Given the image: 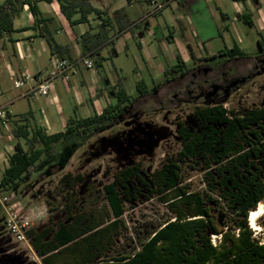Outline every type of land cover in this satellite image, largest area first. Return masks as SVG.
Wrapping results in <instances>:
<instances>
[{
  "label": "trees",
  "instance_id": "16d2710c",
  "mask_svg": "<svg viewBox=\"0 0 264 264\" xmlns=\"http://www.w3.org/2000/svg\"><path fill=\"white\" fill-rule=\"evenodd\" d=\"M53 1L58 2L60 12L73 24L86 22L90 14H100L91 0H4L0 4V37L14 32L12 20L23 5L28 6L34 24L42 25L44 31L47 20L41 16L37 4ZM75 14L78 18L72 20ZM94 36L86 32L81 37L83 46H87ZM45 39L51 53L63 58V48L48 36ZM258 45L262 46L260 40ZM247 56L233 47L220 51L213 58L234 60ZM186 72L184 63L177 58V63L165 71V81H170V73L181 76ZM136 89L142 97L151 91L142 82L136 84ZM114 98L116 103L105 107L100 114L70 120L63 132L46 135L40 129L28 131L26 125L15 127L13 134L25 141L26 149L15 144L0 179V193L11 191L25 181L42 156L52 158L55 155L53 145L74 139L85 141L92 127L118 123L124 106L134 100L120 84ZM231 113L228 116L220 104L198 109L196 118L201 128L192 132L184 126L179 127L182 147L176 156L165 158L153 173L142 172L140 164L120 169L111 182L103 186L109 207L106 217L70 216L71 222L59 225L53 238L59 245L79 238L67 250L80 256V264H264V243L253 237V230L248 225L249 211L264 200V106ZM64 151L68 159L76 146H67ZM67 159L60 166H64ZM189 161L204 164L203 180L210 194L207 190H189L181 174V165ZM80 179V175L73 177L66 173L58 183L69 191ZM215 190L220 192L219 199L224 200V205L211 196ZM141 198L145 201L157 198L167 206L171 219L153 231L132 253L111 254L114 237L120 234L124 204ZM212 206L220 210L218 218L212 215ZM111 216L113 220H110ZM50 231L45 228L37 234L30 230L27 233L42 264H48L44 255L55 249L49 240L45 241ZM211 235H220L216 245L212 244Z\"/></svg>",
  "mask_w": 264,
  "mask_h": 264
},
{
  "label": "crops",
  "instance_id": "0c3cea01",
  "mask_svg": "<svg viewBox=\"0 0 264 264\" xmlns=\"http://www.w3.org/2000/svg\"><path fill=\"white\" fill-rule=\"evenodd\" d=\"M3 2L0 0V4ZM91 4L100 14H90L86 22L73 24L60 12L58 2H39L38 10L47 20L44 31L42 25L34 24L28 6L23 5L12 20L14 32L0 37V76L6 72L12 84L24 73L33 77L21 88L13 86L18 91L9 96L0 90V108L8 113V122L3 125L0 121V179L15 144L26 149L25 141L14 136L15 127L26 125L28 131L40 129L52 135L63 132L72 119L100 114L116 103L114 92L119 84L126 91L123 74L135 76V87L138 82L146 86L144 77L139 79L140 72L145 71L146 80L155 88L156 82L173 83L188 73L191 78L202 74L210 79L220 69L212 65L217 61L213 57L224 49L237 47L248 54L244 59L264 56V0H182L156 12L151 10L149 0H91ZM77 18L78 14L72 16V20ZM86 32L95 35L87 42L88 48L81 42ZM45 36L63 48V58L74 63L67 80L50 78L53 56L57 54L51 53ZM256 53L261 56H255ZM177 58L187 72L165 81V71L177 63ZM84 59L92 60L94 68L86 69L82 65ZM244 59H227L226 64ZM202 63L205 65L201 66ZM191 64L199 68L188 71ZM49 80L47 96L34 92L40 83ZM27 181L26 178L16 187L19 195L14 202L32 219L30 232L51 230L45 241L49 240L55 249L44 255L47 263L80 264V256L67 250L79 238L65 245H59L53 238L59 225H68L71 217L66 216L67 222L52 223L51 198L48 201L41 198L38 188L42 178L33 184H26ZM53 200L58 201V197ZM113 219L111 216L110 220ZM37 223H41L40 228H35Z\"/></svg>",
  "mask_w": 264,
  "mask_h": 264
},
{
  "label": "rangeland",
  "instance_id": "374dc122",
  "mask_svg": "<svg viewBox=\"0 0 264 264\" xmlns=\"http://www.w3.org/2000/svg\"><path fill=\"white\" fill-rule=\"evenodd\" d=\"M260 54L254 55L261 56ZM227 59L217 58V61L213 62L212 65L220 69L215 72L217 75L214 73L213 76H209L210 80L217 78L216 76H223V79L228 78L227 82L234 77L238 79L244 77V81L227 95L221 94L212 100L210 104H206L201 97H195L196 93L188 95L185 90L192 88L191 81L197 82L203 79L202 74L191 78L192 75L188 73L185 78L173 83L159 85L162 83L159 81L154 88L153 84L146 80V72L142 71L139 79L144 77L147 89L151 90L143 97L135 87V76L131 73L123 74L126 92L134 102L124 106V113L119 122L110 126L102 124L99 128L92 127L85 141L74 139L53 145L55 155L50 159L42 156L27 177L26 184H33L42 178L43 183L39 184L38 188L39 192H42L41 198L45 201L51 198L49 206L52 210L50 215L52 223L67 222L69 220L66 216L81 214H85L86 217L87 214H91L95 218H105L109 213V207L103 186L110 183L113 175L120 169L140 164L142 172L153 173L160 168L165 158L176 156L182 147L178 138L179 127L184 126L192 132H198L201 128L196 119L198 109L220 104L227 111L228 116H231V112L237 114L264 106L262 63L244 59L226 64ZM200 65L203 66L205 63ZM196 68L199 66L193 64L187 67L188 71ZM231 73L235 74L231 77ZM174 77L176 76L170 73V81L174 80ZM0 90L4 91L6 96L18 91L13 88L12 80L6 72L0 76ZM173 94H177V97L172 98ZM67 146H76V151L63 170L60 164L67 159L64 151ZM66 173L73 177L81 176L80 181L74 182L69 191L57 182L58 176ZM204 173V164L200 161H189L181 165V174L189 190L199 192L207 190L206 192L210 194L203 180ZM18 190L13 188L11 191L2 192L0 199L3 196L17 199ZM219 195L220 192L215 190L211 196L219 199ZM57 197L58 201H52V198ZM219 200L224 205V200ZM260 203L264 207V200ZM60 206L62 209L59 210ZM211 208L214 218H218L220 210L213 206ZM124 209L122 225L119 228L120 234L114 237L111 247V254L117 256L128 255L137 250L153 231L172 217L167 206L157 198L148 201L141 198L132 203H125ZM4 218V209L0 204V264H41L29 239L27 242H16L6 230ZM257 225L258 230H253V237L258 242L264 243V213L258 219ZM34 226L40 228L41 223Z\"/></svg>",
  "mask_w": 264,
  "mask_h": 264
},
{
  "label": "built area",
  "instance_id": "2783aa9c",
  "mask_svg": "<svg viewBox=\"0 0 264 264\" xmlns=\"http://www.w3.org/2000/svg\"><path fill=\"white\" fill-rule=\"evenodd\" d=\"M182 0H149L151 5V10L153 12L163 10L172 4H179ZM82 65L86 69H93L94 62L90 59H84ZM74 67V63L65 58H58L57 56H53L50 78L53 79L55 77H60L64 80L68 79V72L72 71ZM27 80H33V77L28 73H24L21 77L17 78L13 82V86L15 88H21L25 85ZM50 80L44 81L40 83L35 93L40 96H47L50 90ZM0 121L1 124L5 125L8 122V113L5 109L0 108ZM0 204L4 209L5 218L4 225L8 233L15 239L16 242H27V233L31 230L33 221L30 217H28L14 202V199L3 196L0 199ZM217 239V241H216ZM220 240V235H211V242L213 245Z\"/></svg>",
  "mask_w": 264,
  "mask_h": 264
},
{
  "label": "flooded vegetation",
  "instance_id": "af4514ba",
  "mask_svg": "<svg viewBox=\"0 0 264 264\" xmlns=\"http://www.w3.org/2000/svg\"><path fill=\"white\" fill-rule=\"evenodd\" d=\"M253 61H255L254 63L261 62L263 67H264V56L258 57V58L256 57V58L253 59ZM233 74H235V73H231L230 76L232 77ZM206 75H207V73H205V77H206ZM216 75H217V73H216ZM236 75L238 76V74H236ZM216 77L217 78H215L213 80L212 79L210 80V79L203 78V79H201L200 81H197V82L191 81L190 84L192 85V88L191 89L187 88L185 90L187 91L188 95H190L191 93L192 94L196 93L195 97H201L203 99V101L206 102L207 100H211L212 101V100L218 98L221 94L222 95L223 94L227 95L229 92H231L232 90L237 88V86L240 84V82L244 81V77H243V79H238V78L234 77L233 80H230L229 82H227L228 78L227 79H223V76L222 77L216 76ZM238 77H240V76H238ZM200 82H202V83L200 84ZM233 82H238V84L236 86L226 90V87L228 85H230L231 83H233ZM213 87H217L218 89L216 90V92L214 94H212V95H210L208 97V94L210 92H212ZM176 97H177V94H173L172 95V98H176Z\"/></svg>",
  "mask_w": 264,
  "mask_h": 264
},
{
  "label": "bare ground",
  "instance_id": "6f19581e",
  "mask_svg": "<svg viewBox=\"0 0 264 264\" xmlns=\"http://www.w3.org/2000/svg\"><path fill=\"white\" fill-rule=\"evenodd\" d=\"M264 213V207L262 203H259L255 210H251L248 213V224L252 230H258L257 221Z\"/></svg>",
  "mask_w": 264,
  "mask_h": 264
},
{
  "label": "water",
  "instance_id": "95a60500",
  "mask_svg": "<svg viewBox=\"0 0 264 264\" xmlns=\"http://www.w3.org/2000/svg\"><path fill=\"white\" fill-rule=\"evenodd\" d=\"M237 84H238V82H233V83H231L230 85H228V86L226 87V90H228L229 88H232V87L236 86ZM217 89H218L217 87H213L212 92H210V93L208 94V97H209L210 95L214 94V93L216 92ZM208 97H207V98H208ZM210 103H211V100H207V101H206V104H210Z\"/></svg>",
  "mask_w": 264,
  "mask_h": 264
}]
</instances>
